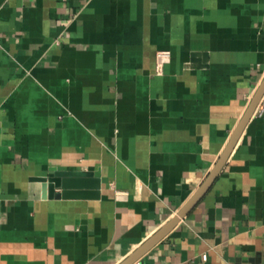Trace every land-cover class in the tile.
Here are the masks:
<instances>
[{
  "label": "crops",
  "instance_id": "crops-1",
  "mask_svg": "<svg viewBox=\"0 0 264 264\" xmlns=\"http://www.w3.org/2000/svg\"><path fill=\"white\" fill-rule=\"evenodd\" d=\"M263 77L264 0H0V264H120L196 193ZM50 172L93 173L99 198L49 199ZM137 261L264 264V114Z\"/></svg>",
  "mask_w": 264,
  "mask_h": 264
},
{
  "label": "water",
  "instance_id": "water-1",
  "mask_svg": "<svg viewBox=\"0 0 264 264\" xmlns=\"http://www.w3.org/2000/svg\"><path fill=\"white\" fill-rule=\"evenodd\" d=\"M264 96V77L260 82L258 88L252 94L244 114L238 122L236 128L232 132L228 143L223 152L218 158L212 171L208 174L202 185L198 188L196 193L182 208L178 215L169 223L163 226L158 232L150 237L144 244L135 250L130 256L123 260L120 264H132L139 260L152 246L160 241L170 230L175 226L180 218L185 217L192 208L200 201L211 187L218 174L225 165L230 153L236 145L244 128L249 120L252 118L254 111ZM60 190L56 193L55 190ZM100 181L95 178L91 172H50L47 184V196L49 199H98L99 198Z\"/></svg>",
  "mask_w": 264,
  "mask_h": 264
},
{
  "label": "built area",
  "instance_id": "built-area-1",
  "mask_svg": "<svg viewBox=\"0 0 264 264\" xmlns=\"http://www.w3.org/2000/svg\"><path fill=\"white\" fill-rule=\"evenodd\" d=\"M158 57L161 61H165L168 60L169 57V53L168 52H160L158 54ZM264 114V97H262V99L260 100L259 104L257 105L255 111H254V116H262ZM203 260H206V256H202ZM132 264H142L140 261H135Z\"/></svg>",
  "mask_w": 264,
  "mask_h": 264
}]
</instances>
